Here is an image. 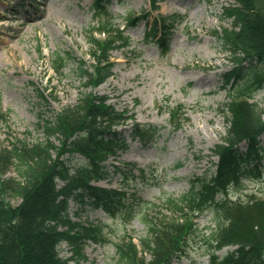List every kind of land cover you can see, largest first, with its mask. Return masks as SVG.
<instances>
[{"label": "rangeland", "instance_id": "374dc122", "mask_svg": "<svg viewBox=\"0 0 264 264\" xmlns=\"http://www.w3.org/2000/svg\"><path fill=\"white\" fill-rule=\"evenodd\" d=\"M232 3L158 0L159 8L152 10L150 0H106L102 8L96 7L97 0H0V110L7 116L0 122V150L11 134L29 143L45 141L43 123L55 118L63 107L75 104L82 92L90 91L84 87L77 61L94 62L89 55L91 29L95 31L107 21L124 27L130 14L142 11L151 13L150 22L156 16L174 20L165 50L143 42L147 23L129 29L131 45L111 53L112 75L94 90L107 95L117 109L129 110L139 123L161 130L148 145L127 136L129 149L107 162L110 174L97 184L122 189L129 199L127 206L115 210L117 216L88 203L70 202L71 218L101 225L107 240L87 243L81 257L68 243H62L61 255L70 258V264H120L116 243L127 236L137 242L144 238L146 213L167 214L161 205L154 210L139 205L132 194L163 203L188 191L196 177H210L215 172L218 157L212 149L228 129L220 107L228 102L234 82L232 78L226 84L232 56L216 33L232 28L227 17ZM97 37L104 36L98 32ZM56 53L70 54L66 68L58 74L51 67V57ZM243 76L240 84L250 75L247 72ZM255 101L264 107V89L255 95ZM179 103L184 104L188 118L180 130L172 131L169 107ZM247 147L246 143L241 145L243 151ZM259 153L260 164L245 168L240 183L230 189L231 199L264 196V137ZM67 160L71 167L85 161L78 154L68 155ZM114 167L125 173L116 172ZM144 168V175H139L138 169ZM11 202L17 205L20 199ZM197 223L201 230L214 227L211 213ZM209 263L203 243L196 239L174 264Z\"/></svg>", "mask_w": 264, "mask_h": 264}, {"label": "trees", "instance_id": "16d2710c", "mask_svg": "<svg viewBox=\"0 0 264 264\" xmlns=\"http://www.w3.org/2000/svg\"><path fill=\"white\" fill-rule=\"evenodd\" d=\"M233 1L227 8L232 28L216 33L232 56L231 74L235 78L229 101L220 109L229 126L212 149L218 157L217 168L210 177L192 180L190 189L181 196H170L160 204L133 195L139 205L148 210L161 205L167 214H145L147 233L140 249L130 236L116 244L120 264H172L186 255L196 239L203 243L210 264H264V196L252 194L234 200L229 195L245 168L261 162L264 107L254 98L264 88V0ZM152 7L157 8L156 0H152ZM135 15L126 18L124 29L108 21L99 28L106 37H90L94 63L87 67L80 60L77 66L84 87L91 90L82 92L75 104L63 107L55 118L43 123L45 141L30 144L17 136L7 138V146L0 151V264H69L70 259L61 256L63 242L72 246L77 256L88 242H106L102 226L72 220L70 202L101 207L114 217L116 209L127 206L125 192L93 182L107 178L109 158L129 147L127 136L119 128L131 120L129 136L145 145L156 139L160 128L140 124L134 114L118 110L108 102V96L92 89L112 75L110 52L130 45L127 29L149 18V13ZM167 26L164 17L154 19L145 44L162 33L157 42L166 49ZM69 57L60 53L52 57L56 73L64 70ZM247 72L249 79L238 84ZM169 113L172 129L180 130L188 118L184 105L171 107ZM5 118L0 110V122ZM243 143L248 145L245 151L241 149ZM75 154L85 161L71 167L66 155ZM115 171L124 173L119 167ZM144 172L139 170L141 175ZM13 199L21 201L15 205ZM205 213H211L215 225L201 230L197 219Z\"/></svg>", "mask_w": 264, "mask_h": 264}]
</instances>
